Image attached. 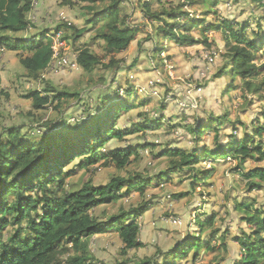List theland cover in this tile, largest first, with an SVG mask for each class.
Masks as SVG:
<instances>
[{"label": "rangeland", "instance_id": "obj_1", "mask_svg": "<svg viewBox=\"0 0 264 264\" xmlns=\"http://www.w3.org/2000/svg\"><path fill=\"white\" fill-rule=\"evenodd\" d=\"M110 2L80 0L74 6H67L63 4L64 0H31L32 9L27 16L31 27L29 32L18 36L31 38L51 29L55 34L62 31V36L66 38L74 35L72 27L83 29L84 33L75 44L72 39L65 40L67 54H71L75 60L78 55L76 48L87 45L102 57L106 54L105 46L99 45L101 41L96 36L103 34L109 19L105 20V24L101 22L96 26L88 21L95 13L91 8L101 10ZM144 4L151 5L154 11L164 8L171 11L183 5L181 13L207 21L203 27L208 26L205 34L201 33L203 29L190 32L202 43L190 47L179 46L168 33L159 30L155 33L148 29L151 22L142 11ZM176 17L179 18L167 17L166 20L170 25L179 23L175 26L176 34L186 32L184 18ZM121 18L129 19L128 24L137 30L135 40L117 56L123 61L121 70H106L100 65L92 73H86L78 65L63 70L50 66L44 71V78L34 81L27 77L21 63L23 53L0 51V133L18 125L24 129H36L33 136L39 137L47 123L55 124L69 119L71 124H75L89 111L95 112V105H99L104 91L112 85L108 93L112 97L116 96L117 91L125 96L129 93L127 89L134 87L133 102L136 106L122 113L116 121L119 132L132 130L133 133L121 140H112L110 146H131L139 153L130 158L124 169L101 167L99 164L79 170L78 160L74 161L65 167L77 171L76 175L67 179L73 185L81 186L88 181L94 185H106L113 177L127 178L134 174L155 178L164 173L173 161L165 154L167 151H200L198 155L201 156L204 147L216 152L219 146L240 144L245 138L247 144L252 142L264 151V131L259 135L256 127L264 123V99L254 94L245 98L241 91L242 80L231 69L221 74L226 64L224 55H227L223 31L211 29L214 24L229 21L239 32V25L247 24L246 34L252 38L254 33L260 32L259 24L264 25V0H218L213 7L191 5L187 0H122ZM158 23L157 26L160 25ZM60 26V30H57ZM48 40L53 43L51 36L45 41ZM258 57L256 64L263 65L264 47ZM109 61V57H104V64H109ZM47 85L56 88V91L80 93V97L70 104L64 101L59 110L53 102L42 110L34 108L32 99L27 96L35 90L45 95ZM163 102L165 106L159 113L155 108H160ZM147 115L154 119L165 116L167 120L158 127L154 124L151 125L153 128H146ZM202 124L212 127L202 140H197L191 129L195 128L198 132ZM145 145L148 147L143 148ZM255 157L244 164L245 172L251 173L264 165L260 156ZM198 168L212 175L205 183L200 181L195 190L191 188L189 180L193 173L185 169L187 172L173 173L170 181L158 180L144 193L134 190L117 203L99 207L95 214L101 222H105L110 215L147 204L149 210L137 219L143 246L123 254L124 244L119 233L99 234L87 243L90 260L86 264L163 262L165 253L193 239H200V243L204 241V248L197 256L195 249H186L187 253L177 264H237L241 249L234 237H240L251 229L243 213L238 210V203H250L264 211V190L248 188V180L239 169V161L232 155L202 159ZM177 194L183 196L177 197ZM210 218H214L213 224L202 228L198 225L200 221ZM214 231H217L215 237L212 236ZM212 247L215 249L211 250ZM73 255L72 250L65 253V264H69L68 260Z\"/></svg>", "mask_w": 264, "mask_h": 264}, {"label": "trees", "instance_id": "obj_2", "mask_svg": "<svg viewBox=\"0 0 264 264\" xmlns=\"http://www.w3.org/2000/svg\"><path fill=\"white\" fill-rule=\"evenodd\" d=\"M76 1L80 0H64L63 4L74 6ZM187 1L191 5L202 4L209 7L218 2V0ZM110 3L101 10L97 7L91 8L95 13L88 21L96 26L101 22L105 24V20L109 19L103 34L96 36L101 41L99 45L105 46L106 54L100 57L87 45L76 48L77 65L86 73H92L100 65L106 70L113 68L121 70L123 61L117 56L130 46L137 35V30L128 24L129 19L121 18L122 0H111ZM181 8L183 5L171 11L165 8L162 11H154L151 5L144 4L142 11L151 22L148 23V29L155 33L157 30L168 33L179 46L190 47L202 43L190 32L203 29L207 21L193 17L189 13H181ZM31 9V0H0V51L23 53L21 63L26 69L27 77L38 81L43 78L44 71L52 61V41L45 40L53 32L46 29L31 38L18 36L20 33L29 32L31 23L27 16ZM178 11L180 12L177 13ZM176 15L184 18L186 32L176 34L175 26L179 23L170 25L166 20L167 17L179 18ZM223 22L211 26L213 30L223 31L227 50V55H224L226 64L221 74L231 69L233 74L242 80L241 91L245 98L249 94H254L264 99V64L258 65L255 62L264 47V25L259 24L260 32L254 33L251 38L246 34L247 24H240L241 30L236 32L229 21ZM157 23L160 25L157 26ZM65 26L68 27L67 24ZM206 27L201 33L205 34L208 31ZM59 28L61 26L57 30H60ZM72 29L75 30L74 35L64 39H72L75 44L85 30L74 27ZM104 57L110 58L109 64L103 63ZM111 86L104 91L99 105H95L97 106L95 112L87 111V116L75 124L63 118L60 123H47L39 137L33 136L36 129H24L18 125L0 133V264H65L64 257L68 250L74 253L68 260L69 264H86L90 260L86 250L88 241L106 232L119 233L124 244L123 254L141 248L143 244L139 237L140 226L137 219L149 210L147 204L110 215L105 222L99 220L95 214L96 210L101 206L117 203L125 194L128 195L134 190L144 193L145 189L155 185L158 180L170 181L173 173L187 172L185 169L193 173L189 180L191 188L195 190L200 181L205 183L212 175L209 172L205 174L198 168L202 159L227 158L232 155L239 161V169L248 180V188L264 190V165L252 170L251 173L244 171V164L248 159L256 158L257 155L263 161L264 151L252 142L247 144L246 138L240 144L219 146L216 152L204 147L201 156L198 155L200 151H167L165 154L173 161L164 173L155 178L133 173L134 175L127 178L113 177L106 185H94L92 181H88L77 186L67 182L69 177L77 174L75 169L65 168L74 161L78 160L79 170L99 164L101 167L116 166L118 169H124L130 158L139 153L138 149L133 150L131 146L127 148L110 146L112 140H121L133 133L132 130L119 132L116 121L122 113L136 106L133 102L134 87L127 89L129 93L125 96L117 91L116 96L112 97L108 95ZM45 90V95L35 90L27 96L28 99H32L34 108L42 110L53 102L59 110L64 101L70 104L72 100H78L80 97V93L56 91L57 89L51 85H47ZM164 106L163 102L161 107H156L155 110L160 113ZM165 119L167 120L165 116L154 119L147 115L146 128H153L151 125L154 124L155 127L165 124ZM211 127L202 124L199 125L198 132L195 128L191 130L196 134L197 140H202ZM256 127L257 134L261 135L264 123L257 124ZM145 147L148 145L143 148ZM227 148L231 150L226 151ZM182 196L177 194V197ZM237 208L251 227L250 232L234 237L241 249L237 264H264V211L262 208L251 206L250 203H238ZM213 222L214 218H210L200 221L198 225L202 228ZM216 232H213V237L217 235ZM203 242L200 243V239H193L165 254L163 262L150 260L141 264H177L183 254L187 253L186 249H195L197 256L204 248ZM210 249L214 250L215 247Z\"/></svg>", "mask_w": 264, "mask_h": 264}, {"label": "built area", "instance_id": "obj_3", "mask_svg": "<svg viewBox=\"0 0 264 264\" xmlns=\"http://www.w3.org/2000/svg\"><path fill=\"white\" fill-rule=\"evenodd\" d=\"M50 36L53 39V43H52L53 57L48 68L51 66L52 69L63 70V69H68L69 67H75L77 65L76 59L73 60L72 55L70 54L69 56L67 54V43L64 37L62 36V31H58V33L56 34L54 33ZM56 63L58 66H56Z\"/></svg>", "mask_w": 264, "mask_h": 264}, {"label": "crops", "instance_id": "obj_4", "mask_svg": "<svg viewBox=\"0 0 264 264\" xmlns=\"http://www.w3.org/2000/svg\"><path fill=\"white\" fill-rule=\"evenodd\" d=\"M172 250H173V249H172ZM169 252H170V251H169ZM169 252H167V253H169ZM167 253H165V254H167ZM165 254H164V255H165Z\"/></svg>", "mask_w": 264, "mask_h": 264}]
</instances>
